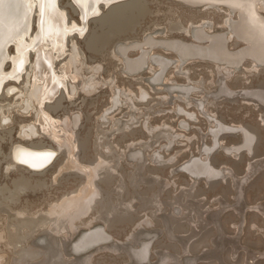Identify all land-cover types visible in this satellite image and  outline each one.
<instances>
[{
  "label": "rangeland",
  "instance_id": "obj_1",
  "mask_svg": "<svg viewBox=\"0 0 264 264\" xmlns=\"http://www.w3.org/2000/svg\"><path fill=\"white\" fill-rule=\"evenodd\" d=\"M141 1L148 9L147 14L127 32L110 36L103 48L93 51L87 46L91 36L101 32L95 23L97 18L90 19L94 24L89 21V29L83 37L74 36L71 43L81 52L77 69L73 68L75 72L79 70L77 79H68L72 83L68 82L64 88L60 98L61 106L57 110L51 108L53 101L46 106L53 119L58 121L57 125H60L57 134L63 132V136L59 135L60 139L72 132L70 135L73 134L76 143L88 141L85 150H76L78 162L87 163L98 154L106 158L117 156L114 158L113 183L110 188L99 183L102 197H97L98 204L76 218L65 232L57 234L45 227L26 243L43 254L48 244L57 242L61 255L63 253L62 259L69 264L85 261L89 264H141L131 253L133 249L146 246L147 240L150 244L149 256L143 264H177L178 261V264H190L189 260L194 264H264V107L252 97L245 96L249 90L264 91V70L251 69L249 60L237 68L216 65L199 58L180 63L174 51L157 45L152 50H145L150 55L169 60L160 80H153L158 68L151 60L138 73L126 74L121 65L122 58L118 56L119 46L128 47V57L135 58L141 54L140 47L148 37L158 39L156 41L175 39L191 43L193 39L187 34L191 26L206 29L205 32L210 35L223 32L221 34L228 38L229 51L245 46L243 42H237V46H234L235 37L229 38L230 30L223 24L228 10L224 4L215 3L213 7V3L207 2L191 6L180 0ZM60 2L69 17L77 19L72 7L68 6V0ZM261 12L264 15V10ZM232 17L230 23L236 21V15ZM204 24L207 25L204 27ZM170 25L176 26V30H169ZM71 43L69 49L73 48ZM135 45L140 47L137 49ZM214 66L227 71H217ZM26 78L17 83V89L12 95H6L7 99L2 93L3 96L0 95L1 106L11 101L9 109L4 106L9 120L4 127L0 126V187L6 185L14 190L13 181L22 175L32 176L33 181H43L44 187L27 189L17 200H6L9 194L3 195L0 192V235L3 237H0V264H21L18 260L20 247H8L5 233H2L8 216L25 211L29 216L37 214L34 216L37 217L59 204L64 196L75 191L81 183V173L76 169L58 172V165L63 161L67 147L63 142L64 145L61 142L59 145L64 147H59L50 135L42 133L31 139L22 137L23 126L35 123L38 109L30 108L26 112L17 104L13 106L14 100L21 99L19 91L26 90ZM92 79L96 82L95 87L86 90L83 84L90 83ZM220 84L226 86L231 94L217 95ZM183 88H189L185 89L189 92L184 94ZM141 90L146 94L144 99L135 96ZM217 122L236 130H224L214 144L210 130ZM73 124L76 126L73 127ZM99 128L100 134L104 133L112 142L113 151L102 145L96 146ZM149 128L154 130L153 133L148 131ZM9 130L10 134L5 132ZM243 130H248L254 136L255 143L251 149L242 147ZM165 131L169 135L167 138L161 137ZM39 140L58 150L57 159L45 172L33 174L12 164L10 152L14 143ZM209 147H216L210 153L212 159H208V156L205 158L203 153ZM133 154L139 155L140 162L138 159L134 161L131 156ZM198 157L204 159V162L192 159ZM193 161L208 162L209 165L214 163L212 167L220 175L211 181L205 177H193L184 170V166ZM117 186L125 188L122 200L130 208L125 218L127 222H121L120 219L111 225L112 221L101 210L100 201L110 191L111 200L114 201L117 198ZM145 198L151 200L149 205L143 202ZM154 204L155 208H152ZM169 215L172 216L170 221L165 223L161 220ZM89 222H92L90 228L101 227L97 229H102L111 237L86 251L73 252L71 248L83 235L97 230L86 232L89 230ZM168 227L176 240L169 237ZM141 233L152 238L145 241L142 239L144 242L140 243L138 235ZM191 233L197 235L187 242L186 237ZM194 246L195 249H190ZM166 254L171 258L163 263L161 257ZM42 260L39 255L22 263L39 264Z\"/></svg>",
  "mask_w": 264,
  "mask_h": 264
},
{
  "label": "bare ground",
  "instance_id": "obj_2",
  "mask_svg": "<svg viewBox=\"0 0 264 264\" xmlns=\"http://www.w3.org/2000/svg\"><path fill=\"white\" fill-rule=\"evenodd\" d=\"M124 1L128 0H68V6L72 7L74 15L77 16V19H72L69 17L64 7L61 5L60 0H0V95H5V98L6 95H12L17 89V83H20L21 80L25 81L24 77L27 76V81L24 88L26 90L19 91L21 99L18 98L14 100L15 104L13 106L17 104L26 112L30 111V108L37 107L38 109H36V124L31 123V125H22V137L31 139L37 134L42 133L43 135H50L52 140L58 143L57 146L59 147L65 144L67 147L64 153L63 161L58 165V172H62L63 170L67 169H76L79 171V173H81V183L79 187L75 191L64 196L59 204L53 205L46 212L43 211V214H39V216L34 217L37 214H32L31 216H29V213L25 211H18L9 215L6 219L5 229L2 231V233H5L4 238L7 242L6 244H8V247H20L18 248L20 249L18 251V260L19 262H21V264H23L22 261L25 262V260L27 259H35V257L39 255H41L43 258V260L39 264H69L64 261V259H62L63 253L61 255L59 244L57 242L51 245L48 244L43 254H41L39 251L32 249V247L30 248L26 243L27 240L34 234L38 233L39 230L45 229V227H49L51 231L56 232L57 234L65 232L69 227L73 225V222L76 218L85 214L87 211L91 210L95 207V205L98 204L99 200H97V197L100 195L102 197V191L99 187V183H103L108 188H110L111 184L113 183V171L115 170V167L113 165L114 162L116 163V159L114 158H116L117 156H114V158H112V155L111 158H106L105 156H99L98 154L93 159L89 161L87 160V163H84L83 161L78 162L76 150L77 148H82L83 150H85L88 147V141L76 143L77 141H75L72 137L73 134L70 135V133L72 132L67 133L66 135L64 133L65 137L63 139H60L59 135H62L63 132L59 135L57 134L59 132L57 128L60 125H57L58 121L53 119V117L49 114V111L46 110V106L53 101L54 105H51L52 107H48H51L53 110H57L61 106L60 98L63 90H65L64 88H66L68 85V79H77V73H79V70L78 72H75V70L77 69V64L81 60V52L78 47L71 42L72 40H74L75 35L80 37H83L85 35L87 30L89 29L90 19L97 18L95 20V23L101 30L100 34H93L87 43V46L90 50L96 51L97 49H101L106 45L110 36L127 32L147 14L148 9L143 5V2L141 0H129L130 2L121 3ZM186 1L193 3H213V7L215 3H219V5L226 4L227 6H229V8L226 6L228 10L227 14L225 15L226 19L223 21V24L227 25L230 30L231 35L229 38L235 37L234 42L236 45L233 43L234 46H237L239 42H243L245 46L242 48L240 47L241 49L238 50H235V48V51H229L227 49L228 46L226 45V40L228 38L226 37V35L221 34L223 32H216L218 34L210 35L211 33L209 34L208 32H205L206 29L197 27L194 28L191 26L187 30V34H190L193 39V42L191 43L175 39H161L160 41H156L158 39L148 37L144 40V44L142 47L135 45V47L137 46V49L138 47L141 48V54H139L135 58L128 57V47L126 48L123 46H119V55H117L122 58L121 65L123 67V71L126 74L136 73L140 69L142 70V68L147 64L148 60H151L153 64H155L158 68L153 80H160V78H162V74L165 72L170 62L164 57L158 55H150V53L145 50V48L152 50L157 45H160L164 48L166 47V50H173L176 53L178 62L180 63H184L189 59L199 58L209 60L216 65L223 64L226 67L237 68L239 65L241 66V64L244 63L245 60H249L252 67L251 69L264 70V15L261 12L262 10H264V0ZM233 14L236 15V21L233 20V22L230 23V18ZM90 23L94 24V21H90ZM206 25L204 24V27ZM169 27V30L171 31L176 30L177 28L174 25H170ZM226 32L228 31L226 30ZM70 43L73 45V48L70 47L71 49H69ZM68 51L70 53H68L69 55H67ZM214 67V69L217 71H227L225 68L222 70V68H220L219 66ZM73 68L76 69L73 71ZM179 68H181V66ZM93 81L94 80L92 79L88 84L82 83L83 87L86 90L90 91L95 87L96 84V82L94 83ZM185 89L189 88H183L184 94L189 92ZM257 90L246 91L245 96L247 97L248 95V97H252L254 100L261 103L263 105L262 107H264V91ZM23 94L25 95L22 96ZM229 94H231V91L228 90L226 86L220 84L217 95ZM135 96L140 97V99H144L146 94L141 90L140 93ZM19 99L20 102L18 104L17 101ZM6 101L8 102L9 100ZM10 103L11 101L8 104H6L5 102V105L8 106L10 105ZM5 105L1 106L0 104V126L3 127L5 122L9 120L7 119L8 113L4 109ZM9 108L10 107L8 106V109ZM75 124H73V127L77 125ZM215 124L216 126L210 130L211 134L214 137V144L216 143V140H218L219 134L224 130H236L235 128L224 127L218 122ZM69 129L70 131H72L71 128ZM149 129L150 130L148 131L153 133L154 130H151V128ZM238 130L242 132L241 128H239ZM243 131L242 147L251 149L253 143H255L254 136L248 130ZM5 132L8 134L11 133L10 130L8 132ZM165 132L166 133H163L161 137L167 138L169 136L167 134V131ZM107 137L104 135V133L100 134L99 128L97 131V139H95V144L96 146L102 145L108 150L111 149L113 151L111 144L112 142H109L110 139H108ZM60 142H63L64 144L62 143L63 145H59ZM211 148L209 147L203 150V153L206 155L205 158H207L208 156V159H212L210 158V153L215 148ZM57 152L58 150L55 149L53 145L51 146L49 144H46L43 140L30 141L29 143H22L21 141H19L13 144L10 152V157L12 160V164L18 165L33 174H41V172H45L46 169L51 166L53 162H55L54 160L57 156ZM106 154H108V151ZM109 155L110 154H108V156ZM131 156L134 157V161L139 160L140 162L141 159H138V154H133ZM118 157L120 156L118 155ZM192 159L202 160L201 157ZM209 161L211 162V160ZM203 162L193 161L191 162V164L187 163L189 166L186 168V164L184 166V170L193 177H205L208 181H211L213 178H217V176L220 175V172L212 167L214 161L212 162V165H209L207 161H205L207 163ZM33 180L32 176L26 177L22 175L19 179L13 181L14 190H10V188L5 185V187H0V192L3 195L7 193L9 194L6 200H17L19 199V196L21 193H23V191L27 189H38L39 187L41 188L44 185V182L41 180ZM124 189L125 188L123 187L117 186V198L114 201H112L110 197L111 191L108 193L106 192L105 198L103 196L102 201H100V205L102 206L101 210H103L106 216L110 218V220L112 221L111 225L117 222L116 220L120 219L121 222L122 220L127 222V219L125 218L128 217L127 212L129 211L130 205L124 203V201L122 200ZM147 198H145L143 202H145L146 204L148 203L147 205H149V203H151V200H146ZM157 200L155 201L156 203ZM11 202L13 203V201ZM185 207L187 206L185 205ZM152 208H155V204ZM200 216H198V218H200ZM170 218H172V216L169 215L161 220L166 223L167 221H170ZM131 221H133V219ZM91 223L92 222H89L87 224V227H89ZM111 225H109V227ZM97 228L101 227H89V230L86 232H90ZM172 232L173 231L171 230V228L168 227L167 233L169 237L176 240V236L173 235ZM196 235V233H191L188 237H186V241L188 242ZM0 237L3 239L2 235H0ZM110 237L111 236L109 235V233L106 234L102 229H97L94 232L83 235L74 245V248H71V250L76 253L86 251L92 246L106 242ZM138 237H140V241L142 239H144L145 241L146 239L152 238L147 237V235H144L143 233H141L140 236L138 235ZM144 241H141L140 243H143ZM25 243L27 247L25 246ZM146 243V246L133 249L131 253L133 258H136L138 261L142 262L141 264H143L149 256L150 244L148 240L146 241ZM195 246L190 247V249H195ZM89 258L90 261L91 255ZM170 258L171 257L166 254L164 257H161V260L164 263L167 259ZM172 259H174V257ZM81 264H89V262L85 261L81 262ZM190 264L193 263L190 261Z\"/></svg>",
  "mask_w": 264,
  "mask_h": 264
},
{
  "label": "water",
  "instance_id": "obj_3",
  "mask_svg": "<svg viewBox=\"0 0 264 264\" xmlns=\"http://www.w3.org/2000/svg\"><path fill=\"white\" fill-rule=\"evenodd\" d=\"M180 1H183L184 3H188V4H191V5L200 4V3L189 2V1H186V0H180ZM224 5L227 6L226 4H224ZM227 7L229 8V6H227ZM226 45H227V40H226ZM165 49H167V48L165 47ZM168 50H171V49H168ZM171 51H173V50H171ZM190 261L194 264V262L192 260H189V262Z\"/></svg>",
  "mask_w": 264,
  "mask_h": 264
}]
</instances>
